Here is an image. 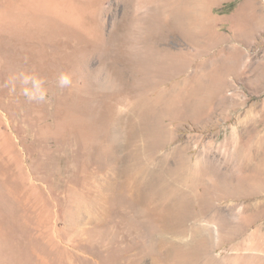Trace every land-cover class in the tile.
<instances>
[{
  "label": "rangeland",
  "instance_id": "obj_1",
  "mask_svg": "<svg viewBox=\"0 0 264 264\" xmlns=\"http://www.w3.org/2000/svg\"><path fill=\"white\" fill-rule=\"evenodd\" d=\"M0 264H264V0H0Z\"/></svg>",
  "mask_w": 264,
  "mask_h": 264
},
{
  "label": "clouds",
  "instance_id": "obj_2",
  "mask_svg": "<svg viewBox=\"0 0 264 264\" xmlns=\"http://www.w3.org/2000/svg\"><path fill=\"white\" fill-rule=\"evenodd\" d=\"M8 83L15 91L19 85L20 93L28 101L43 103L47 101L46 81L36 72L21 71L10 76ZM73 84L72 74L60 72L56 77V86L60 89L70 88Z\"/></svg>",
  "mask_w": 264,
  "mask_h": 264
},
{
  "label": "crops",
  "instance_id": "obj_3",
  "mask_svg": "<svg viewBox=\"0 0 264 264\" xmlns=\"http://www.w3.org/2000/svg\"><path fill=\"white\" fill-rule=\"evenodd\" d=\"M234 10H235V12H236V11H238V10H239V6H238V7H236ZM236 13H237V12H236Z\"/></svg>",
  "mask_w": 264,
  "mask_h": 264
},
{
  "label": "trees",
  "instance_id": "obj_4",
  "mask_svg": "<svg viewBox=\"0 0 264 264\" xmlns=\"http://www.w3.org/2000/svg\"><path fill=\"white\" fill-rule=\"evenodd\" d=\"M232 6V5H231ZM229 10L232 9V8H228Z\"/></svg>",
  "mask_w": 264,
  "mask_h": 264
}]
</instances>
